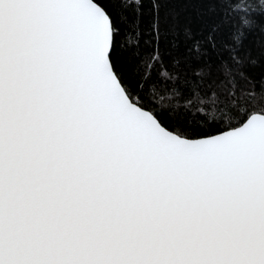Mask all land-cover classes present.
Here are the masks:
<instances>
[{
  "label": "snow or ice",
  "instance_id": "6c2138e0",
  "mask_svg": "<svg viewBox=\"0 0 264 264\" xmlns=\"http://www.w3.org/2000/svg\"><path fill=\"white\" fill-rule=\"evenodd\" d=\"M0 264H264V0H0Z\"/></svg>",
  "mask_w": 264,
  "mask_h": 264
},
{
  "label": "trees",
  "instance_id": "16d2710c",
  "mask_svg": "<svg viewBox=\"0 0 264 264\" xmlns=\"http://www.w3.org/2000/svg\"><path fill=\"white\" fill-rule=\"evenodd\" d=\"M257 3H259V0H256Z\"/></svg>",
  "mask_w": 264,
  "mask_h": 264
}]
</instances>
